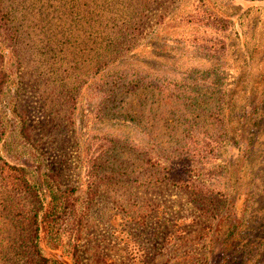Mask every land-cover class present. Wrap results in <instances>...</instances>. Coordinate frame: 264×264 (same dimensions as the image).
I'll return each instance as SVG.
<instances>
[{
  "label": "rangeland",
  "instance_id": "374dc122",
  "mask_svg": "<svg viewBox=\"0 0 264 264\" xmlns=\"http://www.w3.org/2000/svg\"><path fill=\"white\" fill-rule=\"evenodd\" d=\"M8 2L15 14L20 65L0 47L5 55L0 67L8 76L0 101L5 123L0 157L23 169L38 193L42 210L37 246L47 264H264V0H154L136 44L111 65L118 75L167 77L172 88L191 74L199 75L194 70L219 72L224 79L223 127L206 119L207 114L194 113L200 114V137L222 136L221 147L214 143L215 153L197 157L211 171L206 176L190 171L196 163L184 156L186 147L180 161L161 152L182 146V137H166L169 117L157 126V143L132 120L124 121L126 114H142V89L134 95L128 93L131 88L120 89L114 101L105 102L110 109L106 111L101 104L105 95L91 90L103 73L75 84L80 72L68 63L73 52L85 48L79 44L91 39L88 17L70 7L72 0ZM68 11L72 16L66 23L55 19ZM213 15L228 20V29L214 27ZM217 38L225 47L214 55ZM198 92L200 107L213 111L217 102L212 87L205 85ZM107 134L144 149L184 180L223 196L221 215L208 217L174 184L148 185L135 172L129 179L92 180L87 150L92 136L96 154L119 163L132 161L118 146L109 153L100 149ZM136 170L130 167L128 173ZM72 189L80 232L73 218L61 216L55 241L43 233L40 221L52 192ZM3 228L0 225V238ZM11 254L6 240L0 239V264H28ZM33 260L29 264H41Z\"/></svg>",
  "mask_w": 264,
  "mask_h": 264
},
{
  "label": "trees",
  "instance_id": "16d2710c",
  "mask_svg": "<svg viewBox=\"0 0 264 264\" xmlns=\"http://www.w3.org/2000/svg\"><path fill=\"white\" fill-rule=\"evenodd\" d=\"M70 7L83 13L88 17L87 24L90 42H83L79 45L85 47L79 52L72 53V59L68 66L74 71L80 72L75 79L77 84L80 78L88 80L99 73L100 78L97 83L92 84V92L98 96L105 95L101 101L106 111L110 110L106 101H114L118 96L120 89H125L130 95H134L141 89L144 91V105L142 114L136 117L125 115L124 121L132 120L131 123L141 128L143 133L150 141L155 143L161 130L158 125L163 124L166 117L172 124H165L167 135H176L182 137V146L173 151L162 149V153L168 154L171 160L180 161L179 156L183 155V148L186 147L184 156L189 158L188 162H194L196 165L190 168L191 172L206 176L210 173L205 162L199 163L197 157L205 158L207 152L215 153V144L222 146V136L218 139H209L200 137L197 130L202 128L197 125V117L200 114H194L196 111L206 115L211 123L223 127L222 107L224 100L222 87L224 85L223 77L213 71L201 68L193 72L199 75L191 74L186 79L187 82L178 84L179 87L172 88L170 80L167 77L149 78L148 75H118L111 68L113 62L128 51L138 40L140 27L145 17L149 4L154 0H72ZM12 3L8 0H0V47L8 49L14 58L16 67L20 65L19 52L17 50L18 31L14 28L15 14L12 12ZM72 11L60 12L56 20L66 23ZM214 27L219 30H226L229 27V21L214 16L211 20ZM69 25V23H68ZM107 32H105V29ZM214 55H219L225 44L220 38L215 39ZM65 42H60L61 47ZM87 49V50H86ZM79 53L82 55L78 56ZM85 56L86 58H82ZM5 57L3 50L0 51V59ZM82 58V59H80ZM81 60V61H80ZM215 70V69H214ZM218 71V70H217ZM184 80V79H183ZM211 80V82H209ZM8 82L6 72L0 67V101L5 94V86ZM82 82H79V86ZM206 86L212 87V94L216 98L217 105L213 111L200 107L201 94L199 88ZM131 86V87H130ZM176 86V85H175ZM173 86V87H175ZM127 87V88H126ZM119 90V91H118ZM190 90V91H189ZM186 91H189L186 93ZM106 93V94H105ZM153 124H149V121ZM129 122V121H128ZM5 133V123L0 115V142ZM96 136H92L87 145L90 153L88 159V173L90 178L99 179L101 176L107 179V182L119 177L129 179L133 172L137 179L148 185H157L162 182H170L180 188L183 194L198 208L202 209L208 217L218 218L225 207L223 196L213 193L204 187L198 186L193 182L184 180L173 170L162 165L158 159L152 157L144 149L133 145L123 138H113L108 134L101 140L100 149L104 153H109V149L118 146L121 153L129 152L132 161L120 162L112 160L110 157L96 154L94 143ZM181 141V139H180ZM102 142L104 144H102ZM178 144H180L178 142ZM161 147L160 144H157ZM105 147V148H104ZM218 147V148H219ZM108 149V150H107ZM180 152V153H179ZM182 156V157H184ZM107 161H106V159ZM207 158V157H206ZM194 159V160H192ZM202 165V166H200ZM136 167V171L128 173V168ZM118 171H121L120 173ZM99 181V180H98ZM0 225L4 228V238L12 254L16 258H21L28 264L33 262V258H38L41 264H47L37 246L39 223L38 217L41 212V202L36 189L26 181V173L23 169L15 168L6 164L0 157ZM75 190H68L62 193L52 192L51 202L41 218L42 231L57 241L60 226L62 224L61 216H68L74 219L75 230L80 229L81 218L75 211L76 200L73 197ZM21 260V261H22ZM55 264V263H54Z\"/></svg>",
  "mask_w": 264,
  "mask_h": 264
}]
</instances>
